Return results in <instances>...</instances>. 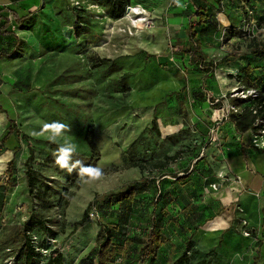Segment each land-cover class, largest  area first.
I'll use <instances>...</instances> for the list:
<instances>
[{"label": "rangeland", "instance_id": "374dc122", "mask_svg": "<svg viewBox=\"0 0 264 264\" xmlns=\"http://www.w3.org/2000/svg\"><path fill=\"white\" fill-rule=\"evenodd\" d=\"M131 5L141 6L144 13H123L115 21L102 13L106 7L91 0H0V9L24 17L17 23L10 11L0 12V48L11 51L0 59V264H42L49 253L58 252L63 264H86L100 227L109 231L114 244L127 248L124 258L116 253L108 264H137L139 245L124 239L141 238L152 227L167 238L153 264H167L185 250L187 240L191 249L186 264H264V223L247 226L233 210L236 202L229 200L240 186L218 163V150L226 153L223 144L215 145L221 120L206 124L205 130L189 117L220 103L202 76L229 67L221 59L212 64L206 58L197 64L181 59L176 48L186 46L169 34L166 13L159 17L140 3ZM172 5L177 8L176 1ZM4 19L8 24L1 28ZM243 26L237 41L241 52L264 44V23L250 29L244 20ZM6 30L17 38L6 36ZM102 58L108 61L98 64ZM249 90L223 99L233 106L232 99H245L243 107L251 102ZM53 121L69 125L65 138L77 145L73 159L101 168L99 179L86 183L78 170L69 173L55 163L59 144L48 133L33 135ZM263 137L260 132L255 139ZM28 147L33 150L36 195L26 186ZM201 151L204 161L193 168L195 179L177 180L174 188L168 182L175 180L165 178V188L157 194L158 173L189 171ZM175 153L177 158L165 159ZM160 163L165 166L158 168ZM132 181L137 182L132 200L120 206L98 203L97 211L89 210L96 215L85 218L88 203ZM224 211L232 221L202 241L197 232L214 229ZM193 222L201 227L191 235ZM26 240L37 253L31 261Z\"/></svg>", "mask_w": 264, "mask_h": 264}, {"label": "crops", "instance_id": "0c3cea01", "mask_svg": "<svg viewBox=\"0 0 264 264\" xmlns=\"http://www.w3.org/2000/svg\"><path fill=\"white\" fill-rule=\"evenodd\" d=\"M133 1L140 3L144 8L146 7L145 10L147 9L149 13L158 14L155 16L160 17V13H166L164 16L166 29L171 36L178 38L180 44L185 46L188 44L186 29L189 19L197 21L195 15L191 18L188 14H203L195 28L206 60L212 64L213 61L223 59V65L229 68H224V72L221 74L208 72L202 76V81L206 83L205 88L209 90L212 97L215 100L218 98L221 100L218 99L220 103L215 105L203 107L198 114L194 111L190 112L189 117L195 119L197 124L205 130L208 127L206 124L213 120H221L222 131L219 133V141L215 145L218 142L223 144L226 147V153L223 154L218 150L221 160L218 163L221 166L223 162L230 177L235 179L234 183L240 186L238 191L233 193L237 196L229 199L231 202H236L233 205V210L235 213H240L247 226L264 223V147L261 145L263 143L260 139H257L258 141L255 139L257 135H254L251 130L236 131L233 122L228 118L231 113L228 109L229 101L223 99L227 94L234 97L235 92L247 88H255L257 94L264 95L262 91L264 87V51H246L244 53L237 47V41L244 35V20L250 23L252 26L250 29L256 28V22L264 23V0H179L177 8L172 5V1L176 0H131L132 3ZM104 9H102V13H108ZM112 19L120 21L122 17ZM182 28L183 30H181ZM223 35H225V41L221 42L219 38H222ZM210 42H213L215 47ZM229 59L231 60L228 61ZM221 60L219 63L222 64ZM246 66L251 68L250 73L242 71ZM235 70L236 72H234ZM252 80L255 83L254 87H250L248 83ZM203 154L201 151L198 158H202ZM203 161L204 159H200L196 163L195 159L192 160L193 166L191 165L192 168L187 172L177 171L175 175H168L165 171L158 173L155 180L156 185H160L161 189L165 188V178L175 180L168 182L174 188L178 184L177 180L182 179V183L192 181L197 175L193 168L199 167L200 162ZM199 187L201 188V186ZM230 190L231 188H228L225 191L231 192ZM227 210L230 212V208ZM224 213L226 212L218 214V225L214 229L200 228L197 235L202 241L210 240L214 234L226 229L232 220L231 216H226ZM231 236L228 233V237Z\"/></svg>", "mask_w": 264, "mask_h": 264}, {"label": "trees", "instance_id": "16d2710c", "mask_svg": "<svg viewBox=\"0 0 264 264\" xmlns=\"http://www.w3.org/2000/svg\"><path fill=\"white\" fill-rule=\"evenodd\" d=\"M94 1L104 7H106V10L108 12V15L112 18H119L123 16V13H125L126 7L128 5H131V0H91ZM249 1V0H244ZM3 11H10L12 15L14 16V19L17 23H19L24 17L18 16L14 11H11L9 9L1 8L0 12ZM191 14V15H190ZM196 16L197 21H194V19H189V25H188V44L186 47H183L181 49L178 48L177 52L181 56V59H186L190 64H197L199 61L202 62V59L206 58V55L202 51L200 47V42L197 38V30L196 26L198 22L201 19L202 13H189L188 16ZM8 24V19H4L3 23L1 24V28H5ZM4 34L8 37L17 38L16 34L11 30L4 31ZM258 51H264V44H259V47L254 48L252 52H258ZM11 54V51H8L6 49L0 48V59L7 57ZM108 59L102 58L99 59L98 64L106 63ZM209 61H206L207 64ZM222 62V61H221ZM205 63V64H206ZM211 69V67H207L205 70L208 71ZM244 73H250L251 68L249 66H246L242 69ZM250 87H254L255 83L254 80L248 81ZM255 89V88H252ZM262 91L264 93V87L262 88ZM251 102L247 105L242 106V103L245 101V99L242 98H235L232 99V103L238 107L237 112H231L228 115V118L233 122L234 127L237 132H244L246 130H251L254 135H259L261 130H264V95L261 96H255L251 97ZM241 107V108H240ZM262 120L261 122H258L259 120ZM10 132H7L2 140H6L9 137ZM91 146H94V143L92 142V139L89 141ZM29 154L25 159L24 166H25V179H26V186L28 187L29 192L33 193L35 191V195L39 192V188H36L37 184V178L34 176V170L31 168L30 163L33 160V150L32 148L28 147ZM178 157V153H175L171 156H166L165 159L171 160ZM201 159V157H200ZM13 164V158L7 163V170L11 168ZM132 166H138L136 164H133ZM165 163H160L157 165L158 168L164 167ZM189 173V172H188ZM187 173V174H188ZM182 178V177H181ZM160 186V185H159ZM156 185L158 188L157 191L159 194L162 189ZM137 182L132 181L129 184H127L121 191L113 194H108L104 198H102L101 201H96L94 203L90 202L88 203V206L86 208L85 218L88 219L87 214L89 213V210L95 209L97 211V204L100 203L102 205H123L127 201H130L133 199L134 193L136 191ZM158 196V195H157ZM99 206V205H98ZM97 213V212H96ZM195 228L194 231L200 226L199 223H194ZM97 244L96 249L92 251V254L88 259H84V262H87L86 264H108L111 261V258L116 254L120 253L123 258L127 255V248L122 245H116L112 242L111 236L108 230L105 229V227H100L97 234ZM135 243L139 245L138 250V258H137V264H153L156 260L157 251L158 248L167 242V238L162 232L161 229H156L152 227L150 231H148L143 237L141 238H125L124 243ZM186 248L185 250L177 255L175 258H170L167 264H186L189 261V257L187 255V252L191 249V243L189 240L186 242ZM35 247L29 243L28 240L24 243V249L26 258L28 261H31L36 255V251L34 249ZM197 250H192L191 253H196ZM54 254V253H53ZM42 264H63L62 263V254L60 252L56 253L55 255H52V253H49L46 261ZM121 264H127V263H121Z\"/></svg>", "mask_w": 264, "mask_h": 264}, {"label": "clouds", "instance_id": "9594fccd", "mask_svg": "<svg viewBox=\"0 0 264 264\" xmlns=\"http://www.w3.org/2000/svg\"><path fill=\"white\" fill-rule=\"evenodd\" d=\"M176 3L179 4V0H176ZM67 131H69V125L60 121H53L51 123H45L41 131L38 133L34 132L33 135H44L48 133V139L59 144L55 153V163L61 169H66L69 173L73 170H78V174L86 183L99 179L103 175L101 168L90 164L85 165L83 161L73 159L77 152V145L65 138Z\"/></svg>", "mask_w": 264, "mask_h": 264}, {"label": "built area", "instance_id": "2783aa9c", "mask_svg": "<svg viewBox=\"0 0 264 264\" xmlns=\"http://www.w3.org/2000/svg\"><path fill=\"white\" fill-rule=\"evenodd\" d=\"M176 6H177V3H176ZM184 9H186V8H184ZM140 12L144 13V9L139 5L138 6L128 5L126 7V10H125V13H137V14H139ZM248 92L251 94L252 97L257 96L255 89L250 88V90ZM243 97L245 98L246 96L243 95ZM229 109L231 110V112H237L238 111V109L233 105H229ZM260 132L264 133V130H261ZM214 187H216V186H214ZM92 211L93 212L88 213L90 218H92L93 216L96 215V211H94V210H92ZM248 234L249 233L247 231L244 232L245 236H248Z\"/></svg>", "mask_w": 264, "mask_h": 264}, {"label": "bare ground", "instance_id": "6f19581e", "mask_svg": "<svg viewBox=\"0 0 264 264\" xmlns=\"http://www.w3.org/2000/svg\"><path fill=\"white\" fill-rule=\"evenodd\" d=\"M140 13H142V12H140ZM258 141V140H257ZM261 143H263L264 144V137L262 138V140H261Z\"/></svg>", "mask_w": 264, "mask_h": 264}]
</instances>
